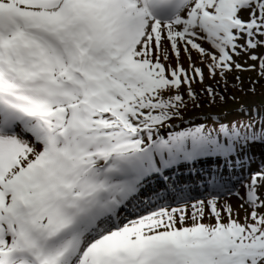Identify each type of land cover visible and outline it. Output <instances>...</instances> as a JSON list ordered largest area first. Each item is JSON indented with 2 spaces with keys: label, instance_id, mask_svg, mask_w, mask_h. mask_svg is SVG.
I'll list each match as a JSON object with an SVG mask.
<instances>
[{
  "label": "snow or ice",
  "instance_id": "snow-or-ice-1",
  "mask_svg": "<svg viewBox=\"0 0 264 264\" xmlns=\"http://www.w3.org/2000/svg\"><path fill=\"white\" fill-rule=\"evenodd\" d=\"M250 71L264 0H0V264H264V116L175 123Z\"/></svg>",
  "mask_w": 264,
  "mask_h": 264
},
{
  "label": "trees",
  "instance_id": "trees-1",
  "mask_svg": "<svg viewBox=\"0 0 264 264\" xmlns=\"http://www.w3.org/2000/svg\"><path fill=\"white\" fill-rule=\"evenodd\" d=\"M239 77H240L239 82L235 81L233 84L228 83V88L226 91L222 85L218 89L222 94H224L225 100H227V104L224 107V110L226 112H230L234 109H237L240 104L245 103L244 102L245 99H248L249 102L251 101L250 98H248V96L246 97V95H244L245 98L239 96L238 93L240 94V92H237V91L240 90V91L245 92V90L246 91L248 90L252 93H256L258 91L257 88H260L262 85H264V84H262L263 80L260 77H257V80L253 77L249 79L248 77H251V76H247V77L246 76H239ZM253 81H258V82L255 84H252ZM248 82H250L253 85V87L255 88V92L251 91V89L253 87H248V86H250L247 84ZM210 83H214V82H209L208 84H210ZM254 97H256V96H254ZM200 99H204V101L207 104V107L206 106H204V107L200 106V107L194 108L193 114H197V113H199V114L204 113L205 114L208 112L207 110H209L207 108H211L214 111H217V107L216 106L214 107V103L209 102V99L207 98L206 95H201ZM217 99H219V98H217ZM257 99L259 102L264 101V98H263V100H260L259 97H257ZM262 103H264V102H262ZM234 121L248 122V121H250V118H246L242 113L237 112V113H233L231 115H228V117L224 118L221 122L230 123V122H234ZM203 122L210 127L213 126V119L212 118H206Z\"/></svg>",
  "mask_w": 264,
  "mask_h": 264
},
{
  "label": "rangeland",
  "instance_id": "rangeland-1",
  "mask_svg": "<svg viewBox=\"0 0 264 264\" xmlns=\"http://www.w3.org/2000/svg\"><path fill=\"white\" fill-rule=\"evenodd\" d=\"M205 47H208V45H205ZM193 57H194V59L197 58V54L193 55ZM244 59H246V58H244ZM248 63L251 64L252 61L249 60ZM185 66H187L186 62H185ZM234 73L236 74L235 76H246V77L247 76H251V77H248L249 79L253 77V78H255L257 80V77H258L257 73L254 72V71H250V72H234ZM241 74H245V75H241ZM229 76H231V74ZM262 80H263L262 84H264V79H262ZM235 81L236 80H234V78L232 77V78L229 79V84H233ZM247 84L250 85V86L247 85L248 87H253V85H252L253 83L251 84L250 82H248ZM198 88L199 87L197 86V89ZM257 89H258V91L256 93H252V92H250L248 90L247 91L245 90V92L239 90L237 92H240V94L238 93V95L243 97V98H245L244 95H246V97L248 96V98H250V100H251L250 102L248 101V99H245V100L243 99L245 103H247V104H250V103L255 104V103L259 102L257 97H259L260 100H263V98H264V85H262L260 88H257ZM254 96H256V97H254ZM185 99L187 100V97ZM262 102H264V101H260V103H262ZM226 103H227V100H224L223 102L219 101V102L215 103V106H217L218 109H221V108H224L226 106L225 105ZM188 108H189V106H188ZM186 111L183 113L185 123H181V121H179V120L175 121V123L186 127V123H188L187 117H186ZM258 155H259V158L261 156V159H264V149L259 150ZM259 158H257V160L253 163L251 171H256L258 169L259 160H260ZM241 170H244V171L241 172V173L235 174L236 179L246 178L248 176V173L245 174V172H247L246 168H241ZM173 174L175 176L181 177V179L185 183H190V184L193 185V181H192L193 177H191L187 165H181L179 170L175 171ZM194 178H197V177L194 176ZM237 187H239V184H237ZM240 191H241V193H243V188H240ZM202 192H203V189L194 190L193 194L194 195H200V194H202ZM229 200L233 202L234 206L238 205L240 203V201L235 196H231L229 198ZM241 215H243L242 212H241Z\"/></svg>",
  "mask_w": 264,
  "mask_h": 264
},
{
  "label": "bare ground",
  "instance_id": "bare-ground-1",
  "mask_svg": "<svg viewBox=\"0 0 264 264\" xmlns=\"http://www.w3.org/2000/svg\"><path fill=\"white\" fill-rule=\"evenodd\" d=\"M193 55H196V53L195 52H193ZM232 204H233V202L232 201H230Z\"/></svg>",
  "mask_w": 264,
  "mask_h": 264
}]
</instances>
